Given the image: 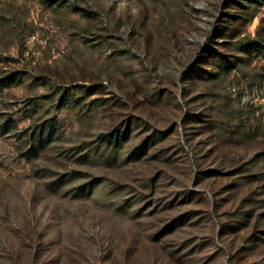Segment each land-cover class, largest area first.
<instances>
[{
    "label": "rangeland",
    "instance_id": "rangeland-1",
    "mask_svg": "<svg viewBox=\"0 0 264 264\" xmlns=\"http://www.w3.org/2000/svg\"><path fill=\"white\" fill-rule=\"evenodd\" d=\"M0 264H264V0H0Z\"/></svg>",
    "mask_w": 264,
    "mask_h": 264
}]
</instances>
